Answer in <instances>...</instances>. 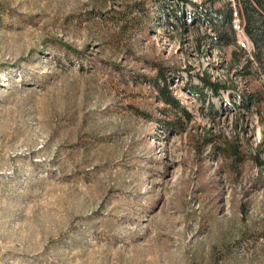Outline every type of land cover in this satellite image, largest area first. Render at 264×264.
<instances>
[{
    "label": "rangeland",
    "instance_id": "374dc122",
    "mask_svg": "<svg viewBox=\"0 0 264 264\" xmlns=\"http://www.w3.org/2000/svg\"><path fill=\"white\" fill-rule=\"evenodd\" d=\"M188 1L0 0V264H264L262 82Z\"/></svg>",
    "mask_w": 264,
    "mask_h": 264
},
{
    "label": "trees",
    "instance_id": "16d2710c",
    "mask_svg": "<svg viewBox=\"0 0 264 264\" xmlns=\"http://www.w3.org/2000/svg\"><path fill=\"white\" fill-rule=\"evenodd\" d=\"M130 4L122 6L120 10L114 13L111 18H120L133 12L146 15V5L156 6V14L159 18L164 14L163 9L159 6L166 0H128ZM169 0H167L168 2ZM173 1V0H171ZM185 5L196 8L194 3L188 0H180ZM222 0H206L209 5H215ZM174 7H170L169 16L175 20L180 28H184L182 11L179 7V2L176 1ZM238 19L240 20L243 33L249 43L252 45V53L250 58L247 56L243 64V74L246 78H251L252 81H261V85L253 94H242L238 97L241 104L245 107L250 105L258 106L264 100V0H233ZM203 14V15H202ZM202 14L197 16V23L204 24L214 34V46L224 50L229 47H234L236 38L232 28V6L230 3L219 7L218 9H205L202 7ZM194 20L193 17H189ZM199 47V46H198ZM237 50V49H236ZM242 54L243 50H237ZM233 61L239 62L238 53H231ZM166 71L163 68L155 67V74L152 78V85L156 90L157 99L165 106L172 108L175 112L182 116L189 117L186 109L180 105V102L175 98L170 90L169 81ZM200 88L193 87L192 94L197 98L201 97L205 92H210L213 97L220 98V92H228L230 87H225L217 83H210L207 77L201 78ZM232 89V88H231ZM233 90V89H232ZM209 113L214 114L213 105L209 106ZM231 154L235 157L237 152L232 149Z\"/></svg>",
    "mask_w": 264,
    "mask_h": 264
},
{
    "label": "built area",
    "instance_id": "2783aa9c",
    "mask_svg": "<svg viewBox=\"0 0 264 264\" xmlns=\"http://www.w3.org/2000/svg\"><path fill=\"white\" fill-rule=\"evenodd\" d=\"M232 4V28L235 32V38H236V45L239 47V49L246 51L248 53V56L250 58V55L252 53V45L249 43L247 38L245 37L242 26L240 23V20L238 19L237 12L235 5L233 4V0H230Z\"/></svg>",
    "mask_w": 264,
    "mask_h": 264
},
{
    "label": "bare ground",
    "instance_id": "6f19581e",
    "mask_svg": "<svg viewBox=\"0 0 264 264\" xmlns=\"http://www.w3.org/2000/svg\"><path fill=\"white\" fill-rule=\"evenodd\" d=\"M231 4V3H230ZM233 4H234V2H233ZM231 6H232V4H231Z\"/></svg>",
    "mask_w": 264,
    "mask_h": 264
}]
</instances>
